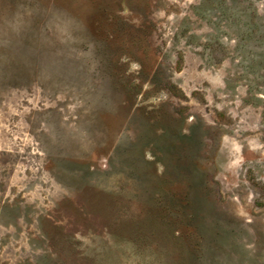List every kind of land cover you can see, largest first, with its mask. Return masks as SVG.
Listing matches in <instances>:
<instances>
[{
	"label": "rangeland",
	"instance_id": "rangeland-1",
	"mask_svg": "<svg viewBox=\"0 0 264 264\" xmlns=\"http://www.w3.org/2000/svg\"><path fill=\"white\" fill-rule=\"evenodd\" d=\"M0 264H264V0H0Z\"/></svg>",
	"mask_w": 264,
	"mask_h": 264
}]
</instances>
